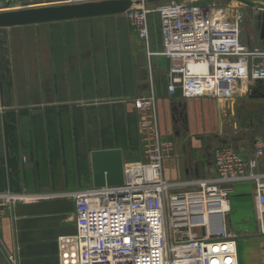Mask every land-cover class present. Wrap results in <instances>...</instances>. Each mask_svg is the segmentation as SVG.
I'll return each instance as SVG.
<instances>
[{"label": "crops", "instance_id": "obj_1", "mask_svg": "<svg viewBox=\"0 0 264 264\" xmlns=\"http://www.w3.org/2000/svg\"><path fill=\"white\" fill-rule=\"evenodd\" d=\"M64 1L0 0V10ZM150 39L159 51L156 14L150 15ZM0 61V191L8 189L3 114L16 125L8 149L19 159L14 173L19 191L92 187L90 152L95 149L121 148L125 165L142 160L141 151L130 150L132 131L136 147L139 142L133 100L145 96L150 85L141 42L123 14L0 28ZM168 68L167 58L153 57L160 131L171 143L164 178L214 175L212 151L218 146H232L251 158L256 143H264V97L259 96L264 80H249L244 99H183L179 91L168 93ZM255 170L264 172V155ZM227 205L224 223L236 237L237 264H264V230L253 185H231ZM75 234L72 199L18 202L0 211V264H71Z\"/></svg>", "mask_w": 264, "mask_h": 264}, {"label": "built area", "instance_id": "obj_2", "mask_svg": "<svg viewBox=\"0 0 264 264\" xmlns=\"http://www.w3.org/2000/svg\"><path fill=\"white\" fill-rule=\"evenodd\" d=\"M84 1L97 0L64 3ZM132 1L123 15L143 45L150 85L145 96L133 100L142 160L124 164L120 186L45 194L0 191V211L25 200L72 199L76 250L71 264H237L236 237L224 223L227 199L231 185L251 183L264 230V172L255 170L264 143H256L249 159L232 146H218L212 151L214 175L166 180L163 168L171 143L160 131L153 57L169 61L170 95L179 91L183 99L229 100L249 80H264V49L242 41L241 14L235 8L198 0H171L151 8L148 0ZM254 1L264 5V0ZM153 13L160 26L159 51L151 48ZM6 258L15 261L11 254Z\"/></svg>", "mask_w": 264, "mask_h": 264}, {"label": "water", "instance_id": "obj_3", "mask_svg": "<svg viewBox=\"0 0 264 264\" xmlns=\"http://www.w3.org/2000/svg\"><path fill=\"white\" fill-rule=\"evenodd\" d=\"M247 1L255 2L254 0ZM134 3L132 0H97L78 3H47L39 6L6 10L0 12V28L123 14ZM1 92L2 82L0 81V95ZM259 96L264 97V93H259ZM182 122L183 124L185 123L184 118H182ZM15 127L16 125L8 122L3 114L2 128L9 191H15L18 188L14 173L19 168V159L16 155H11L8 149V136ZM90 163L92 187L120 186L124 183V158L121 148L92 150L90 152Z\"/></svg>", "mask_w": 264, "mask_h": 264}, {"label": "rangeland", "instance_id": "obj_4", "mask_svg": "<svg viewBox=\"0 0 264 264\" xmlns=\"http://www.w3.org/2000/svg\"><path fill=\"white\" fill-rule=\"evenodd\" d=\"M151 1L153 0H148V5L151 8L155 7L158 4V3H151ZM165 1L167 2L171 0H165ZM213 3L219 6H227L231 9L233 8L237 9L241 14L242 41L246 43L248 46H250V48L264 49V5L262 3L257 1L250 2L247 0H213ZM141 46L143 48L142 43ZM245 93L246 90H244L243 92L241 91L239 94V99H244ZM132 122H133V118L131 119V126H132ZM131 137L132 139L130 141V146H131L130 150H137L138 153L139 151H141L140 133H139L138 147L135 146V141H134L135 137L133 131L131 133ZM82 184L83 187H89L91 185V183H82ZM20 192H25V191H20ZM30 194H37V192H32Z\"/></svg>", "mask_w": 264, "mask_h": 264}, {"label": "bare ground", "instance_id": "obj_5", "mask_svg": "<svg viewBox=\"0 0 264 264\" xmlns=\"http://www.w3.org/2000/svg\"><path fill=\"white\" fill-rule=\"evenodd\" d=\"M179 252H182V250L179 249Z\"/></svg>", "mask_w": 264, "mask_h": 264}]
</instances>
